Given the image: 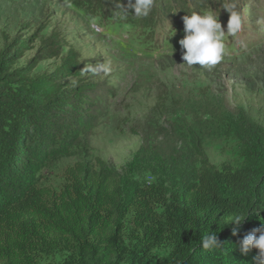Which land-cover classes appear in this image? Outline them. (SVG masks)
<instances>
[{
  "label": "trees",
  "instance_id": "trees-1",
  "mask_svg": "<svg viewBox=\"0 0 264 264\" xmlns=\"http://www.w3.org/2000/svg\"><path fill=\"white\" fill-rule=\"evenodd\" d=\"M68 1L77 9L104 15L116 9V0ZM155 7L148 17L130 14L125 21L150 28L161 17ZM25 43L13 37L0 49V264H36L37 253L58 250L69 253L60 264H116L125 249L122 229L127 215L145 249L169 244L166 258L154 264H253L257 250L242 255L235 245L264 222V210L259 217L254 214L264 209L261 126L243 114L221 112V120L233 118L230 131L239 143L241 165L213 169L198 146L195 152L189 148L175 153L173 148L161 163L170 166L169 178L178 181L172 191L165 190L163 182L144 186L136 178L124 185L97 157H81L66 166L65 182L54 191L38 184L37 173L53 158L81 155L91 122L112 92L99 91V83L80 75L84 61L58 30L41 40L24 66L15 67ZM52 58L59 63L51 72L31 74L36 63ZM70 79L78 80V86L72 87ZM142 151L139 148L129 164L133 174L150 169ZM235 215L248 216L239 225L226 224ZM211 231L221 246L205 250L201 237Z\"/></svg>",
  "mask_w": 264,
  "mask_h": 264
},
{
  "label": "rangeland",
  "instance_id": "rangeland-1",
  "mask_svg": "<svg viewBox=\"0 0 264 264\" xmlns=\"http://www.w3.org/2000/svg\"><path fill=\"white\" fill-rule=\"evenodd\" d=\"M225 4L239 13L243 24L236 37L226 36L228 54L210 68L184 64L179 45L184 35L180 16L186 15L184 7L188 12L212 10L226 28L229 13ZM155 5L161 14L159 22L143 29L113 14L77 9L68 0H0V49L13 37L27 40L15 67L24 66L41 40L58 30L84 65L111 60L114 69L106 78L85 75L99 83V91L110 90L112 95H106L98 118L91 119V131L80 153L83 156L48 161L37 173L38 184L58 191L65 182L66 166L81 157H97L115 170L124 185L136 178L144 186L163 182L164 189L172 191L178 181L169 178L170 166L161 163L173 148L178 153L198 146L213 169L241 165L239 143L230 131L233 118L221 120L219 115L240 113L264 129V0H155ZM163 11L177 14L166 16ZM58 63L54 58L41 60L31 74L51 72ZM141 147L150 169L138 175L130 171L129 164ZM191 159H197L195 153ZM138 165L136 162L135 167ZM175 165L183 168L181 163ZM129 220L127 215L122 229L125 249L113 262L154 264L164 260L169 244L164 241L148 251L139 244ZM139 252L148 253L142 256ZM68 254L64 250L37 253L35 262L60 264ZM134 257L137 261L133 263Z\"/></svg>",
  "mask_w": 264,
  "mask_h": 264
},
{
  "label": "clouds",
  "instance_id": "clouds-1",
  "mask_svg": "<svg viewBox=\"0 0 264 264\" xmlns=\"http://www.w3.org/2000/svg\"><path fill=\"white\" fill-rule=\"evenodd\" d=\"M154 5L155 0H127L126 4L121 0H116V9L113 14L120 21L127 20L130 14L136 18H144L150 15ZM223 8L229 13L226 28L222 26L219 14L212 10L191 11L182 17L184 35L179 40V45L184 64L210 68L221 62L228 54L229 50L225 43L226 36L236 37L242 31L243 24L241 16L231 6L225 4ZM92 22L95 23L94 20ZM113 70L111 60H104L96 64H85L80 69V75L91 74L106 78L111 75ZM69 83L72 87H77L79 81L70 79ZM262 210L264 209H260L254 214L259 217ZM247 216L235 215L227 220L226 224L239 225ZM236 233L237 228L234 227L233 235ZM220 246L221 243L217 235L212 231L201 237V247L205 250ZM235 246V249H238L242 255H247L252 249H256L257 254L252 258L253 264H264V222L248 231Z\"/></svg>",
  "mask_w": 264,
  "mask_h": 264
},
{
  "label": "bare ground",
  "instance_id": "bare-ground-1",
  "mask_svg": "<svg viewBox=\"0 0 264 264\" xmlns=\"http://www.w3.org/2000/svg\"><path fill=\"white\" fill-rule=\"evenodd\" d=\"M99 29V28H98Z\"/></svg>",
  "mask_w": 264,
  "mask_h": 264
}]
</instances>
